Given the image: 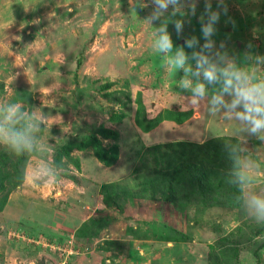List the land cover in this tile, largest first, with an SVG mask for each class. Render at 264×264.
<instances>
[{
	"label": "rangeland",
	"instance_id": "rangeland-1",
	"mask_svg": "<svg viewBox=\"0 0 264 264\" xmlns=\"http://www.w3.org/2000/svg\"><path fill=\"white\" fill-rule=\"evenodd\" d=\"M141 3L147 7L136 15L128 0H0V103L48 120L38 134L43 154L16 156L0 146V264H264V225L247 217L228 180L208 196L159 182L158 172H181L184 149L174 143L195 150L235 138L259 166L255 189L264 192V142L188 103L178 87L183 73L166 71L152 51L155 29L144 19L154 5ZM226 3L231 22L222 15L215 25L216 47L225 42L240 53L251 42L264 55V0ZM203 14L198 0L195 16H177L185 21L179 37L169 24L175 45L195 36L197 50L203 46ZM91 136L105 149L118 146L113 164L98 159ZM62 144L69 154L61 151L55 164ZM160 144L169 158L157 165L147 152ZM36 168L53 174L34 180ZM111 182L120 193L107 203L100 188Z\"/></svg>",
	"mask_w": 264,
	"mask_h": 264
},
{
	"label": "clouds",
	"instance_id": "clouds-1",
	"mask_svg": "<svg viewBox=\"0 0 264 264\" xmlns=\"http://www.w3.org/2000/svg\"><path fill=\"white\" fill-rule=\"evenodd\" d=\"M130 13L137 15V8L147 7L137 0H128ZM198 0H151L154 9L144 19L155 31L152 51L161 58L166 71L183 73L179 78L180 91L187 92L188 103L193 107H204L209 116H221L226 121L235 120L240 130L264 142V55L253 50L251 42L240 53L232 52L222 42L217 48L213 37L215 25L221 16L231 22L226 0H217L214 10L212 0H204V14L201 16V33L205 43L197 50L199 40L193 36L184 45H175L169 24L174 26L179 37L184 30L186 15L195 16ZM171 9V11H169ZM167 14V15H166ZM206 19V22H205ZM159 21V26H155ZM254 38H258L254 34ZM186 48L193 49L191 53ZM206 101V104L204 103ZM48 128L46 117L36 111L25 110L20 103H0V146L6 147L16 156H28L45 152L38 134ZM232 167L228 183L238 191L243 211L258 225H264V192H257L255 186L260 179L256 172L259 166L252 159L242 155L238 144L226 145ZM50 169L36 168L33 179L51 176ZM28 178L25 173V181Z\"/></svg>",
	"mask_w": 264,
	"mask_h": 264
},
{
	"label": "trees",
	"instance_id": "trees-1",
	"mask_svg": "<svg viewBox=\"0 0 264 264\" xmlns=\"http://www.w3.org/2000/svg\"><path fill=\"white\" fill-rule=\"evenodd\" d=\"M118 119H121V116L118 117ZM174 119L177 121L180 120V118H178L176 114L174 116ZM138 121L141 123V120ZM101 133L107 138H113L115 140L118 138V133L113 129L103 127ZM91 137V141L94 142L95 153L98 159L104 164H113L118 158V146L114 144L110 149H105L101 145V142L99 141V138L97 136ZM228 141L229 140L226 138L212 140L203 143L201 145V149L195 150L191 149V145L187 142L174 143L172 145L174 151L178 152L180 149H184L180 152L181 154L179 157L181 172L172 176L170 175V173H165L164 176L162 172H158L159 178L161 179L159 180V182L164 183L165 181V185L171 189H177L179 186H181L179 187L180 189H189L191 187L194 190H199L200 193L204 196L215 194L216 192H218V190H220L219 187L222 184H225V181L229 179V174L232 167V161L229 159L228 149L226 148V145L238 144V139L235 138H231L230 141ZM65 148V144H62L58 148V150H56V153L54 155L55 164H58L60 160V153L61 151L65 150ZM152 152H155L156 154L154 160L155 162L157 161V165L162 163L164 164V162H166V157L169 158L168 152H163L161 144L150 147L147 153L150 154ZM65 154L68 155L69 151L65 150ZM77 166L80 167L79 162H77ZM5 177V180H7L8 182L11 181L10 175H6ZM154 182L157 183L156 178L154 179ZM150 183H152V179L150 178L142 181V185H145L147 188L150 186ZM3 188L4 183L3 181H1L0 189ZM119 188L120 185L116 182L104 183L100 188V192L104 196L105 201L108 203L112 198H115L117 195H119ZM230 188L236 189L234 185H230ZM171 192L173 191L171 190ZM7 197L8 193L3 195V200L5 201Z\"/></svg>",
	"mask_w": 264,
	"mask_h": 264
},
{
	"label": "built area",
	"instance_id": "built-area-1",
	"mask_svg": "<svg viewBox=\"0 0 264 264\" xmlns=\"http://www.w3.org/2000/svg\"><path fill=\"white\" fill-rule=\"evenodd\" d=\"M51 247L53 246V245H50ZM53 248V247H52Z\"/></svg>",
	"mask_w": 264,
	"mask_h": 264
}]
</instances>
